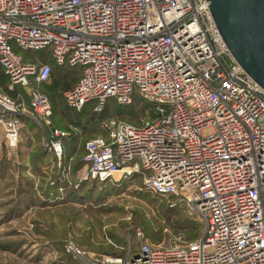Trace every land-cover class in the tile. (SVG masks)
Masks as SVG:
<instances>
[{"label": "built area", "instance_id": "1", "mask_svg": "<svg viewBox=\"0 0 264 264\" xmlns=\"http://www.w3.org/2000/svg\"><path fill=\"white\" fill-rule=\"evenodd\" d=\"M209 6L207 0H0V66L10 90L19 86L27 94L18 102L0 91V148H19L27 117L61 165L68 134L52 128V104L41 90L52 67L24 61L14 46L50 49L58 66L81 69L64 92L70 108L92 104L101 113L109 100L130 106L136 96L154 106L153 118L139 124L118 117L103 123L106 135L85 145L80 182L138 176L202 225L197 240L179 234L168 245L149 243L138 230L121 257L98 258L68 242L67 254L84 264H264V89L229 51Z\"/></svg>", "mask_w": 264, "mask_h": 264}, {"label": "rangeland", "instance_id": "2", "mask_svg": "<svg viewBox=\"0 0 264 264\" xmlns=\"http://www.w3.org/2000/svg\"><path fill=\"white\" fill-rule=\"evenodd\" d=\"M14 49L23 56V51L17 46ZM21 93L24 95L26 91L22 90ZM143 104L135 100L132 109L130 107L134 117L123 114L124 117L134 120L136 124L142 119L153 118V109L151 111ZM104 134L102 129L83 132L78 144L82 148L85 141ZM41 137L36 127L26 123L21 129V142L15 152L3 146L0 148V156L7 151L10 160L8 163L0 161V168L5 166L3 177L0 173V264H74L76 259L66 252V244L70 241L87 254L99 258L101 254H106L104 250L122 254L124 251L121 248L130 241L135 243L138 230L145 234L149 243L168 245L179 234L183 240H187L193 226L201 229V223L190 219L183 206L156 197L142 188V180L138 176L119 181L122 185L110 183L106 187L95 186L94 191L82 198L56 197L45 206L43 191L53 187L57 178L67 174L68 187L77 186L80 183V170L71 173L68 166L67 173L64 161L60 165L50 158L40 166L36 165L35 159L43 145ZM2 139L0 131V142ZM80 156L81 153L76 158ZM27 181L33 186L30 191L25 189ZM25 192H29L31 198L25 196ZM22 197L31 199L30 208L24 207L26 203ZM18 206L22 211L17 210ZM187 218L188 223H185ZM175 223H181L184 229L174 231ZM134 250L137 251L136 246Z\"/></svg>", "mask_w": 264, "mask_h": 264}, {"label": "trees", "instance_id": "3", "mask_svg": "<svg viewBox=\"0 0 264 264\" xmlns=\"http://www.w3.org/2000/svg\"><path fill=\"white\" fill-rule=\"evenodd\" d=\"M22 57L24 61L26 62L31 61V62L41 63V64L47 63V64H50L52 67V75H51L50 81L42 84L41 90L43 93H45L48 96L52 104L53 116L55 119L53 120L52 118L53 120L52 128L64 130L68 134L63 139L64 147H65V156L63 159L65 172L68 173L69 171L68 166H70L71 173L72 172L77 173L85 165V162L83 160L86 154L85 145L89 140L85 141L82 148L78 144L79 141H81L80 138L83 132H88L89 130L90 132L91 131L96 132L99 129H102V132H105L103 128V123L115 117H121L122 119L130 123L136 124L134 120L126 119L123 115V114L125 115L130 114L131 117H134L135 114H132L133 112H131V109H132L131 105L133 103L130 106H122V105H119L117 101L115 100H109L106 104L105 109L101 113L95 112L94 105L92 104L87 105L81 111H77V110L70 108L64 98V92L72 89L76 85V83L79 81L81 77V69L79 67L71 68L68 66H65V67L58 66L51 57L50 49L39 50V51H23ZM9 85H10L9 76L5 73V70L0 66V91L9 95L11 98L17 100L18 102L27 99V97L25 98L26 94L23 95L22 94L23 92L21 93V91L23 90L22 87L18 86V87H15L14 90H10ZM135 100H138L139 102L144 103L145 105L143 104V106L144 107L148 106V108L151 111L154 108L152 104L145 101L140 96H136L133 102H135ZM141 111L142 110L140 109L139 111L140 114H141ZM21 120L24 123V126L27 123L28 125H31L32 127H36L41 132L38 126L29 118L22 116ZM100 133H101V130H100ZM41 134H42V137L40 139V142L42 143L44 134L42 132ZM104 135H106V133ZM45 136L48 141L51 139V130L49 128L46 130ZM80 153H81V156L79 158L78 157L76 158V156ZM48 158L52 160H56L53 153L50 152L47 148L44 147V145L41 144V153L39 154V156L36 157L34 163L40 166L41 164L46 162ZM0 159H1L0 161H2L1 163H6V162L8 163V161H10L8 158L7 151L4 152L2 156H0ZM0 173H1V177H3V174L5 173V166L0 168ZM66 176L69 177V174L57 178L55 180V184L53 187H50L46 191H43V196L46 200L44 203L45 206H48L46 203L50 202V199H54L56 197L57 198H63V197L67 198L68 197L71 199L82 198L86 196V194L89 195V193L94 191L95 186L97 187L105 186L106 187L110 183H116V185H120V184L122 185L121 182H116V181H107V182H102V183L98 181H86V182H80L77 186L72 185L73 187L69 188L67 185L68 180H66L65 178ZM1 177H0V183L2 181ZM134 177H137V176H132L129 178H134ZM32 187L33 186L31 185L30 181H27V185L25 189L30 191ZM62 188L65 190V193L60 192V189ZM142 188H144L148 193L153 194L151 191L147 190L143 186V183H142ZM50 190L52 192H49ZM153 195L156 197H160L155 194ZM25 196H28V198H31L29 192H25ZM22 200L23 201L25 200V203H26L24 205L25 208L31 207V206H28L32 203L31 199L28 200L27 198L22 197ZM20 207L18 206V209H17L19 210V212L22 211V208ZM185 223H188V218L185 219ZM173 229L175 231V229H184V228H182L181 223H175V225L173 226ZM191 229L192 231H190L187 236L188 239L187 240L184 239V240L193 241L201 237L199 236V234L201 233L202 229H199L197 226H193L191 227ZM104 251H107V252L106 254H103V255H108L112 257H121L123 256V253H124L122 252V254H116V253H108V250H104ZM78 262L80 264H83L80 260H77V259L74 261V264Z\"/></svg>", "mask_w": 264, "mask_h": 264}, {"label": "water", "instance_id": "4", "mask_svg": "<svg viewBox=\"0 0 264 264\" xmlns=\"http://www.w3.org/2000/svg\"><path fill=\"white\" fill-rule=\"evenodd\" d=\"M238 64L264 89V0H207Z\"/></svg>", "mask_w": 264, "mask_h": 264}, {"label": "bare ground", "instance_id": "5", "mask_svg": "<svg viewBox=\"0 0 264 264\" xmlns=\"http://www.w3.org/2000/svg\"><path fill=\"white\" fill-rule=\"evenodd\" d=\"M120 175H121V173H119V174H117V175H116L117 179H119V178H120Z\"/></svg>", "mask_w": 264, "mask_h": 264}, {"label": "crops", "instance_id": "6", "mask_svg": "<svg viewBox=\"0 0 264 264\" xmlns=\"http://www.w3.org/2000/svg\"><path fill=\"white\" fill-rule=\"evenodd\" d=\"M101 255H103V254H101Z\"/></svg>", "mask_w": 264, "mask_h": 264}]
</instances>
